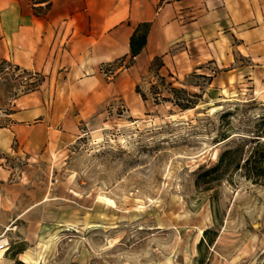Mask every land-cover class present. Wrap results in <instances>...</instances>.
<instances>
[{
    "label": "rangeland",
    "instance_id": "rangeland-1",
    "mask_svg": "<svg viewBox=\"0 0 264 264\" xmlns=\"http://www.w3.org/2000/svg\"><path fill=\"white\" fill-rule=\"evenodd\" d=\"M130 63L113 65L111 80ZM202 68L164 77L173 88L202 95L195 109L165 101L173 96L148 73L82 124L79 138L43 174L45 202L17 230L0 233L8 242L0 264H264V181L239 172L210 191L196 186L201 167L258 131L263 69L228 75L212 62ZM39 82L0 63V126L14 100ZM223 134L230 139L221 142ZM208 229L215 241L199 249Z\"/></svg>",
    "mask_w": 264,
    "mask_h": 264
},
{
    "label": "crops",
    "instance_id": "crops-1",
    "mask_svg": "<svg viewBox=\"0 0 264 264\" xmlns=\"http://www.w3.org/2000/svg\"><path fill=\"white\" fill-rule=\"evenodd\" d=\"M141 23H151L146 47L112 81L109 69L131 59ZM156 57L163 77L202 72L209 62L228 75L264 73V0H0V63L40 78L0 126V233L45 202L43 174L56 154L150 73Z\"/></svg>",
    "mask_w": 264,
    "mask_h": 264
},
{
    "label": "trees",
    "instance_id": "trees-1",
    "mask_svg": "<svg viewBox=\"0 0 264 264\" xmlns=\"http://www.w3.org/2000/svg\"><path fill=\"white\" fill-rule=\"evenodd\" d=\"M150 30L151 23H141L133 34L130 44L131 63L129 67L134 64L135 58L140 55L146 47ZM122 61L126 60L124 59ZM163 66L164 63L162 58L156 57L152 62L150 73H155L156 77L161 82V86L165 90H168V92L173 96V99H165V101L173 103L182 111L195 109L198 106L199 100L201 99L202 95L198 93H190L189 91H187V89L173 88L171 84L167 85L165 78L160 76L159 74V71L163 68ZM201 76L209 78L211 81V77H206L205 75ZM37 86L35 88H37ZM157 88L158 87H154V92H152L153 95H160V92H158ZM136 92L143 98V100H147V96L141 92V88L139 85L136 87ZM220 138L221 142H225L230 139V136L223 134ZM263 139L264 118H262V122L260 123L258 131L254 133L253 137L249 139V141H245L243 144H240L235 148H226L220 154L217 162L214 165L210 167H201L196 174V186L198 188L204 186V191H210L214 189L215 184H219L223 182L225 178H230L233 174L239 172H241L247 179H252L254 181H264ZM213 214L214 221L216 225H218L215 208L213 210ZM213 233L214 232L210 229L204 231L203 238L198 245L199 249H201L205 242L207 244L214 243L215 240L209 238V236Z\"/></svg>",
    "mask_w": 264,
    "mask_h": 264
},
{
    "label": "built area",
    "instance_id": "built-area-1",
    "mask_svg": "<svg viewBox=\"0 0 264 264\" xmlns=\"http://www.w3.org/2000/svg\"><path fill=\"white\" fill-rule=\"evenodd\" d=\"M7 247H8V242L7 241L6 242H3V240L0 241V250H4Z\"/></svg>",
    "mask_w": 264,
    "mask_h": 264
},
{
    "label": "bare ground",
    "instance_id": "bare-ground-1",
    "mask_svg": "<svg viewBox=\"0 0 264 264\" xmlns=\"http://www.w3.org/2000/svg\"><path fill=\"white\" fill-rule=\"evenodd\" d=\"M7 250H8L7 248L4 249V250H1V251H0V255H3ZM24 263H25V262H24Z\"/></svg>",
    "mask_w": 264,
    "mask_h": 264
}]
</instances>
